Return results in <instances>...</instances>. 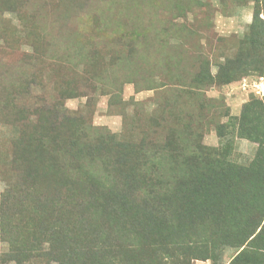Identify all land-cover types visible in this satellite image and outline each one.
<instances>
[{"label":"rangeland","instance_id":"1","mask_svg":"<svg viewBox=\"0 0 264 264\" xmlns=\"http://www.w3.org/2000/svg\"><path fill=\"white\" fill-rule=\"evenodd\" d=\"M65 1L69 8L63 13L60 0H30L29 12L19 18L6 9L15 8L20 0H0V18L4 19L0 22V73L12 72L13 78L23 75L31 84L27 94L17 90L10 115L20 114L24 107L33 110L53 103L74 112L72 123L37 127L51 143L45 161L56 163L50 149L71 140L83 151L75 159L77 164L105 172L123 159L140 163L148 148L169 147L172 140L175 144L184 139L203 150L214 148L222 158L245 167L236 169V173L244 171L242 186L257 184L264 195V183L256 170L264 165L261 139L232 133L238 128L242 107L251 101H260L264 107V97L227 91L220 75L205 89L181 86L183 78L186 81V76L200 69L204 56L205 67L216 74L221 55L236 51L253 13L260 12L264 19V0ZM246 48L250 53L256 49L245 57L254 60V65L234 67L235 78L264 74V51L256 46ZM19 66H25L23 74L18 72ZM261 118L264 122V113ZM219 126L225 133L222 137L217 134ZM17 136L14 125L0 127L1 187L14 178L13 140ZM77 167L63 174L50 167L44 176L50 186L59 179L72 182L89 177L79 174ZM249 214L251 217L243 218L248 223L254 219L255 226L259 210L250 209ZM263 222L255 231L264 229ZM234 251L226 247L217 264H227ZM193 264L211 261L196 259Z\"/></svg>","mask_w":264,"mask_h":264},{"label":"trees","instance_id":"2","mask_svg":"<svg viewBox=\"0 0 264 264\" xmlns=\"http://www.w3.org/2000/svg\"><path fill=\"white\" fill-rule=\"evenodd\" d=\"M28 1L20 0L15 8L6 10L15 11L20 18L29 12ZM68 4L60 0L59 10L66 13ZM259 13H253L236 51L220 54L223 61L218 63L216 74L205 67L204 56L200 69L186 76V81L183 78L181 86L205 89L220 75L227 87L244 76L235 78L231 72L234 67L254 65V60L246 61L245 57L256 49L250 53L246 46L264 51V19ZM54 17L57 19V14ZM18 72L23 74L25 66H19ZM11 76L12 72L0 73V127L12 124L18 128L13 140L14 178L0 185V264L35 260L47 264H193L196 259L217 264L226 247L235 250L227 264H264V229L255 231L264 219V195L257 184L242 186L244 171L236 173V169L245 167L222 158L214 148L203 150L184 139L175 144L172 140L169 147L148 148L140 163L123 159L105 172L77 164L75 159L83 151L70 140L52 146L49 152L56 163H49L45 154L51 143L37 127L72 123L74 112L53 103L33 110L24 107L20 114L10 115L17 90L27 94L31 88L23 75ZM186 106L181 107L185 110ZM263 113L260 101L248 102L232 133L261 139L264 155ZM217 134L225 135L220 126ZM33 151L37 154H30ZM50 167L62 174L77 167L82 176L90 175L72 182L59 179L50 186L44 176ZM249 167L252 171L254 163ZM256 170L264 183V165ZM250 209L259 210L255 226L254 219L246 221L251 217ZM206 221L210 226H204ZM62 234L70 237L66 240Z\"/></svg>","mask_w":264,"mask_h":264},{"label":"built area","instance_id":"3","mask_svg":"<svg viewBox=\"0 0 264 264\" xmlns=\"http://www.w3.org/2000/svg\"><path fill=\"white\" fill-rule=\"evenodd\" d=\"M227 91L254 92L256 95L264 96V74L255 76H242L226 87ZM259 95V96H260Z\"/></svg>","mask_w":264,"mask_h":264}]
</instances>
